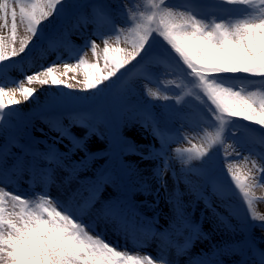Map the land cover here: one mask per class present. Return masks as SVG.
<instances>
[{"label": "rangeland", "instance_id": "rangeland-1", "mask_svg": "<svg viewBox=\"0 0 264 264\" xmlns=\"http://www.w3.org/2000/svg\"><path fill=\"white\" fill-rule=\"evenodd\" d=\"M94 1L101 3L97 4L102 7L103 15L109 17L107 24L102 23L103 17L96 15ZM94 1L63 0L53 16L39 26L25 52L0 64V86L12 87L26 76L50 66L78 63L81 56L86 63H97L91 42L95 41L102 51L103 39L112 36L114 41L118 29L120 47L107 52L105 61L99 60V71L104 73L109 62L118 61L124 55L122 48L130 49L131 30L137 24H148L153 35L136 61L98 89L80 91L33 84L30 86L37 91L28 100V110L20 111L12 106L0 112V158L9 161L8 178L5 180L0 175V188L9 192V197L17 194L27 199L29 209L48 199L57 205L76 207L83 203L81 193L90 194L89 183L97 184V176L108 172L93 210L79 219L71 218L117 250L137 258L147 255L153 264L168 261L169 264H191L193 258L209 256L215 248L250 236L258 249L264 247V229L252 225L264 221L251 219L244 193L231 179L232 172H247L256 154L264 152V128L243 120L217 119L220 114L215 115L214 106L198 78L159 36L165 27L179 33L181 13L185 18L192 15V19L209 28L220 23L229 26L245 21L260 23L264 21V0H254L253 5L228 4L225 0ZM81 2H85L84 7L78 11L76 6ZM3 5L0 20L7 16L9 25L16 22L19 40L24 34L19 23L23 9L18 7V0H5ZM164 11L172 12L177 22L159 15L151 23L147 21L153 13ZM68 35L67 42L63 43ZM0 36H10L2 24ZM150 57L151 65L145 76L142 65ZM83 71L80 70L78 79H83ZM201 71L208 74L214 69ZM223 74L211 78L223 87L243 90L244 94L264 91V78L244 73L227 74L230 77ZM150 128L153 142L149 140ZM166 131L176 135L167 140L163 137ZM31 135L53 147L30 143ZM11 136H15V143L9 146ZM73 141H82L83 151H72ZM23 150L26 156H22ZM200 150H207L206 155L199 156ZM50 151L68 159L58 165L36 155ZM16 158L22 162L19 170L13 167ZM28 159L35 160V170ZM85 160L87 163L81 164ZM148 160L146 173L138 174L137 164ZM76 164H81V168L73 169L72 165ZM260 175L251 173L245 183L255 180L249 199L257 216H264V184L259 182ZM261 179L264 182V176ZM119 180L124 185L122 190L115 186ZM70 191L77 192L75 199H69ZM201 191L205 193V203L198 199ZM123 198L132 209L138 210V215L164 217L155 235L149 237L146 223L143 228L120 221L117 215L109 214V218L98 215ZM4 206L6 215L13 211L8 198ZM57 210L62 211L60 207ZM135 218L139 220L138 216ZM224 221L231 228L225 227ZM193 224L200 225L201 229L193 238L194 246L189 247L186 230ZM223 264H256V259L241 253L223 258Z\"/></svg>", "mask_w": 264, "mask_h": 264}, {"label": "snow or ice", "instance_id": "snow-or-ice-1", "mask_svg": "<svg viewBox=\"0 0 264 264\" xmlns=\"http://www.w3.org/2000/svg\"><path fill=\"white\" fill-rule=\"evenodd\" d=\"M62 2L63 0H30V2L18 0V7L23 9L19 23L23 25L24 34L17 40L16 22L13 21L9 25L7 16L0 20V24L10 31V36H0V64L23 54L32 42L39 26L53 16L57 6ZM225 2L228 4H254V0H225ZM4 3L5 0H0V4ZM153 7L159 8V5H153ZM156 15L161 16L162 19L167 18L177 22L176 16L170 11L153 13L152 17L146 18L147 21L151 23ZM189 21L191 22L189 23ZM178 23L179 33L170 32L165 27L164 30L159 31V36L167 42V45H170L187 69L198 78L204 94L214 106L215 115L216 113L220 114L217 119L227 117L230 121L233 119L243 120L264 128V122H261V114H264V91H249L244 94L243 90L223 87L211 79L221 73H244L264 78V21L260 23L245 21L234 26L220 23L209 28L207 24L192 19V15L185 18L181 13ZM186 28L189 30H185ZM118 31L117 29L114 41L111 39L112 36L103 39L102 51L95 41L91 42L92 55L97 58V63H86L81 56L78 63L50 66L26 76L23 81L12 87L0 86V112L27 102L37 91L36 88L30 86L33 84L63 86L80 91L98 89L101 84L109 81L136 61L153 35V29L148 24H137L131 30L130 49L122 48L121 51L124 55L120 60L109 62L107 71L101 73L98 68L99 60L105 61L107 52L114 47H120ZM155 31L157 32V30ZM68 38L69 35L64 38L63 43H66ZM150 65L151 57L142 65L145 76ZM202 68L214 69V71L204 74L201 71ZM81 69L85 70L82 73V80L78 79ZM230 112L239 114L231 115ZM245 113L251 114L252 118H245ZM223 123L224 121L221 120V124ZM161 144L166 147L165 143ZM209 146L211 147V144ZM75 149L83 151L82 141H73L72 151ZM206 151L200 150L198 155L205 156ZM36 155L46 160L55 161L58 165L68 159L66 156H57L51 151ZM245 159L247 160V157ZM35 163L34 160L33 170H35ZM86 163L87 160L81 162V164ZM81 164L72 165V167L73 169L81 168ZM8 165L7 159L0 158V175H3L5 180L8 178ZM166 166L167 162L165 161ZM13 167L19 170L22 167V162L16 158ZM229 171L232 169L230 168ZM253 172L261 173L258 179L261 184H264L261 179L264 176V152L256 154V158L252 160L251 167L247 172L241 173L239 170L232 172L231 179L235 181L236 187L244 193L248 210L252 214L251 219L264 221V216H257L253 209V201L249 199V190L250 187H255V180L250 181L249 184L245 183L249 181V176ZM104 182L101 180L97 184L89 183L90 194L85 196L81 193L80 198L83 203H78L76 207H72L70 204L57 205L52 199H48L39 203L34 209H29L27 199L17 194H12L9 197V192L0 188V264H153V260L149 259L147 255L137 258L127 254L124 250H117L94 233L90 234L84 226L74 222L71 218L75 216L79 219L93 210ZM76 197L77 192H69V199ZM6 198L10 200L13 207V211L8 212L7 215L4 206ZM17 207L19 208L18 212L15 211ZM58 207L62 211H58ZM77 213L81 215L78 216ZM118 213V205H109L98 215L109 218V214L114 216ZM224 225L231 228V225L226 221H224ZM259 226L264 229V223ZM190 239L191 237H189ZM185 248H187V244H185ZM179 251L183 252L184 249H179ZM241 253L255 257L256 264H264V247L257 249L246 239L215 248L209 256L193 258L191 264H223V258L229 255L240 256ZM185 254L187 255V253Z\"/></svg>", "mask_w": 264, "mask_h": 264}, {"label": "bare ground", "instance_id": "bare-ground-1", "mask_svg": "<svg viewBox=\"0 0 264 264\" xmlns=\"http://www.w3.org/2000/svg\"><path fill=\"white\" fill-rule=\"evenodd\" d=\"M15 107H16L17 109H19L20 111H26V110H28V108H29L28 101L25 102V103H22V104H20V105H16ZM151 133H152V129H150V138H149V140H150L151 142H153L154 139H153ZM149 163H150L149 160H148L147 163H144V162L138 163L137 166H136L137 171H138V174H140V175H144V173H146V170H145V169L149 166ZM159 218H160L161 221H162L164 217L160 216ZM129 234H133V232H132V231H129ZM136 235L141 236L139 233H137ZM134 236H135V235H134Z\"/></svg>", "mask_w": 264, "mask_h": 264}, {"label": "clouds", "instance_id": "clouds-1", "mask_svg": "<svg viewBox=\"0 0 264 264\" xmlns=\"http://www.w3.org/2000/svg\"><path fill=\"white\" fill-rule=\"evenodd\" d=\"M3 6H4L3 4H0V7H3ZM230 114L231 115H237L239 113H237V112H230ZM244 115H245V118H249V119L252 118L251 114L245 113ZM261 122H264V114H261Z\"/></svg>", "mask_w": 264, "mask_h": 264}]
</instances>
